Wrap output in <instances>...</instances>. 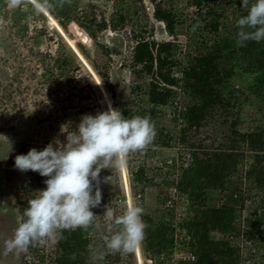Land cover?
Masks as SVG:
<instances>
[{
  "label": "rangeland",
  "instance_id": "374dc122",
  "mask_svg": "<svg viewBox=\"0 0 264 264\" xmlns=\"http://www.w3.org/2000/svg\"><path fill=\"white\" fill-rule=\"evenodd\" d=\"M29 1L31 2L28 0L19 8L11 9L7 6L6 0H0V264L24 263L28 252L18 251L5 256L3 254L5 241L13 237L23 217L18 207L21 197L22 201L27 203L39 195L38 191L46 188L44 180L47 178L32 171L20 172L14 167L15 157L27 154L32 148L43 150L49 143L55 141L65 143L67 134L77 130L83 116H94L106 111L109 104L116 108L117 103H125L131 96V89L135 84L146 83L144 79L136 78L130 66L135 28L143 36L157 41L173 39L165 23L154 17L152 0H70V2L65 0L60 10L56 9L57 2L50 0L53 3L52 8L55 7L61 19L68 22V30L62 28L58 18L49 10L36 14ZM168 1L177 11L178 31L180 32L182 28L191 29L192 17L195 14L190 5L192 0ZM238 2L241 0H219V3L225 5L218 10L227 9L231 12ZM58 4L60 5V2ZM118 11L126 15L127 24L114 30L111 20ZM206 17V14H203L201 19ZM25 24L30 27L32 36L36 35L38 28L45 31L33 40L20 39L16 33ZM57 28L62 37L57 34ZM184 37L183 34H179L176 38L181 41L185 39ZM63 40L71 45L81 61L74 63L73 68L68 70V75L61 76L60 82L57 79L50 83L43 58L48 55L46 62L52 68L54 63L52 58L58 55ZM78 44L86 49L87 57L79 50ZM198 47L200 46L196 43L186 44L184 53H197ZM94 64L107 74L111 88L105 85ZM54 72L58 73L59 69L55 67ZM110 89L115 91V98ZM230 90H236L237 93L248 91L240 81H236ZM251 98L255 100V95L251 94ZM139 106L141 105L136 104L133 111ZM246 106L245 109L251 112L252 109ZM172 108L167 107L166 115L152 122L156 128L164 130L161 135L163 138L166 135L173 137L171 146H151L148 149L152 150V154L147 151L129 154L123 168L101 170L102 201L100 207L92 209L97 217L91 231L92 241L88 246L90 253L85 264H144L145 260L147 264H179L185 252L192 250L188 242L190 240L188 229H183L178 224L181 219L184 220L188 216L187 201L183 198L180 199L178 210L175 211L177 219L174 223V233L167 235L160 248H150L144 240L134 254H109L100 262L94 261L91 256L92 250L104 247V236L115 229L103 215L106 207L111 209L114 215L119 216L124 211L123 205L130 202L143 208V216L150 215L151 218L156 217L158 220L161 218L158 195L163 191L149 188L142 200L135 198L129 162L135 166L141 161H146L148 168L154 169L163 167L174 157L180 163L188 161L192 148L182 144L184 124L178 112L172 113ZM240 111L243 120L251 118L245 111ZM225 129L220 120L210 119L201 127L200 132L195 129L188 130V141L201 144L197 149L199 151L205 149L202 147H216L224 141V136L228 133ZM251 134L246 152L264 153V135ZM178 169L166 167L165 171L174 176ZM106 177L107 182H103ZM169 193L174 195L175 190ZM219 194L217 192L210 194V204L220 205L226 201L228 196L220 192ZM258 198L257 196L254 199ZM246 205L242 208V227L264 229V212L257 210L256 203L249 200ZM212 236L223 238L218 232L212 233ZM58 238L59 236L55 242L50 240L45 245L37 244L31 247V261L34 264H57L55 259L58 255L56 247ZM242 239L243 236L240 235L233 240L243 244L242 264H253V259L260 258V254L253 239L247 241Z\"/></svg>",
  "mask_w": 264,
  "mask_h": 264
},
{
  "label": "trees",
  "instance_id": "16d2710c",
  "mask_svg": "<svg viewBox=\"0 0 264 264\" xmlns=\"http://www.w3.org/2000/svg\"><path fill=\"white\" fill-rule=\"evenodd\" d=\"M55 1L56 9L60 10V0ZM152 1L154 17L165 23L173 39L157 41L134 29L135 43L130 66L136 78L144 79L146 83L135 84L131 96L125 103H117L115 109H119L125 118L140 115L155 122L166 115L167 107L172 106V113L178 112L184 124L182 144L192 148V151L187 162L180 163L174 157L172 163L154 169L148 168L146 161L135 166L129 162L135 198L142 200L149 188L163 191L158 195L161 218L158 220L150 215L142 217L147 224L144 240L150 248L163 245L167 235L174 233L177 219L175 211L178 210L180 199L185 198L188 216L178 224L188 229V242L196 258L190 262L182 260L179 264H242L243 244L233 241L240 235L245 241L253 239L260 254V258L253 259V264H264V229L244 228L241 225L242 208L247 206L248 200L256 203L257 210L264 212V153L246 152L251 133L264 135V41H246L242 46L237 45L239 29L236 22L246 15V10L240 6L241 2L228 12L227 9L218 10L225 5L219 0H192L190 5L195 12L193 26L187 30L182 28L179 32L174 5L169 4L168 0ZM252 3L255 0H249V5ZM49 11L58 18L62 28L68 30V22L61 19L55 7ZM201 14L207 17L201 19ZM126 22V15L118 11L112 16L111 25L117 30L124 27ZM29 28L25 24L16 34L20 39L33 40L45 31L38 28L36 35L32 36ZM56 32L61 36L58 28ZM179 34H183L185 39H177ZM192 43L200 46L199 52L184 53V46ZM70 46L63 40L58 55L52 58V68L46 62L48 55L44 56L50 83L57 79L60 82L61 76L68 75L74 63L81 61ZM78 48L85 57L88 56L81 44H78ZM94 66L109 88L107 74L98 65ZM55 67L59 69L58 73L54 72ZM236 81L245 85L248 91L237 93L236 90H230ZM110 90L115 98V91ZM250 93L255 95V100H252ZM136 104L141 106L133 111ZM246 105L252 109L251 112L245 109ZM240 110L251 115V118L243 120ZM210 119L220 120L228 133L218 146L202 147L205 149L199 151L197 149L201 144L189 143L187 131L195 129L200 132ZM155 129L157 135L151 146H171L173 137L166 135L163 138L161 135L164 130ZM149 150L146 151L152 154V150ZM165 166L178 167L177 174L172 176L165 171ZM171 190H175L174 195H170ZM216 192L228 196L223 204H210V194ZM257 196L258 200L254 199ZM168 200H172L175 205L167 207ZM26 205L21 197L18 207L22 214ZM92 229L63 232V238L57 240L56 263L85 264L90 253L88 246L92 241ZM214 232L223 235V238L212 236ZM73 254L75 259H71Z\"/></svg>",
  "mask_w": 264,
  "mask_h": 264
},
{
  "label": "clouds",
  "instance_id": "9594fccd",
  "mask_svg": "<svg viewBox=\"0 0 264 264\" xmlns=\"http://www.w3.org/2000/svg\"><path fill=\"white\" fill-rule=\"evenodd\" d=\"M27 2L6 0L11 9ZM64 2L60 0V6ZM31 5L36 14L53 7L50 0H31ZM240 6L246 15L236 22L237 45L264 41V0H255L251 5L249 0H241ZM156 135L149 117L125 118L109 104L106 111L83 116L77 130L67 134L65 143L55 141V146L49 143L43 150L32 148L27 154L17 155L14 167L22 173L32 171L46 177V188L28 200L13 237L5 241L3 254L28 252L37 244L63 238L65 231L92 228L97 217L92 209L100 207L102 201L101 170L125 167L129 154L146 152ZM103 182H107V177ZM123 207L119 216L105 208L103 215L115 229L104 236L102 249L91 251L94 261H104L109 254H134L141 247L147 228L142 219L144 210L130 202ZM71 259H75V254Z\"/></svg>",
  "mask_w": 264,
  "mask_h": 264
},
{
  "label": "built area",
  "instance_id": "2783aa9c",
  "mask_svg": "<svg viewBox=\"0 0 264 264\" xmlns=\"http://www.w3.org/2000/svg\"><path fill=\"white\" fill-rule=\"evenodd\" d=\"M168 162L172 163V159H170ZM174 205L175 204H174V202L172 200H168V202L166 204L167 207H172ZM30 257H31V253L28 251V253L25 255L23 264H34L31 261ZM195 258H196V256H195L194 252L191 250V251H188L187 253L185 252L182 260L190 262V261H194Z\"/></svg>",
  "mask_w": 264,
  "mask_h": 264
},
{
  "label": "water",
  "instance_id": "95a60500",
  "mask_svg": "<svg viewBox=\"0 0 264 264\" xmlns=\"http://www.w3.org/2000/svg\"><path fill=\"white\" fill-rule=\"evenodd\" d=\"M144 264H147V261L146 260L144 261Z\"/></svg>",
  "mask_w": 264,
  "mask_h": 264
}]
</instances>
